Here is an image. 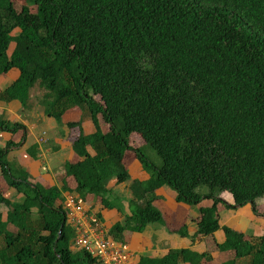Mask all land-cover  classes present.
Masks as SVG:
<instances>
[{
  "label": "trees",
  "instance_id": "16d2710c",
  "mask_svg": "<svg viewBox=\"0 0 264 264\" xmlns=\"http://www.w3.org/2000/svg\"><path fill=\"white\" fill-rule=\"evenodd\" d=\"M12 70L20 76L0 102L26 111L35 91L67 130L73 159L59 187L10 164L20 142L0 147V205L8 209L0 212V264H101L72 248L66 199L122 212L109 183L131 180L129 152L148 179L132 181L129 213L110 240L126 244L162 221L156 202L168 186L177 203L199 207L195 237L223 232L215 252L235 253L225 264H264V234L248 238L222 227L219 215L223 193L238 207L264 197V0H0V76ZM75 108L81 119L64 123ZM21 131L25 140L23 124L0 120V133ZM11 189L18 199L6 196ZM212 259L178 249L137 264Z\"/></svg>",
  "mask_w": 264,
  "mask_h": 264
},
{
  "label": "crops",
  "instance_id": "0c3cea01",
  "mask_svg": "<svg viewBox=\"0 0 264 264\" xmlns=\"http://www.w3.org/2000/svg\"><path fill=\"white\" fill-rule=\"evenodd\" d=\"M19 76L20 73L17 70H12L8 74L0 76V92L17 81ZM36 96L37 93L32 91L30 108L26 111H23L22 105L18 101L0 102V120L21 123L26 127L27 133L25 140H22V131L14 137L9 133H0V147H4L12 139L20 142L19 146H15L10 150L8 155L10 164L29 171L34 182H48L60 187L58 179L64 172L66 162L73 159L71 139L67 130L61 129L54 119L52 121V118L45 114L43 107L35 99ZM81 117L82 112L75 108L64 115L63 121L64 123L76 122ZM31 148H35L33 150L35 158L29 153ZM125 164L131 180L120 186H114L115 181L109 183V187L113 192H117L119 195L122 192L124 193L122 194V212L116 209H103L101 205L96 203H85L78 195L68 196L66 205L70 204L71 198H73L79 202L80 206H85L92 213H101L100 222L108 232L115 223L123 221L124 216L129 213L128 202L124 199L130 198L129 187L132 181L148 179V175L143 171L141 164L133 153H127ZM43 167L46 168V171L43 170ZM57 172H60V174L55 176ZM127 191L128 193L125 195ZM14 195H16V199L20 197L14 189L8 190L6 193L10 200H13ZM223 195L224 193L220 196L221 204L225 203L231 210H224L219 214L221 226L236 229L248 238L262 236L264 234V200L260 201L259 199L254 206L249 204L238 207L234 204L233 199L231 200ZM158 196L163 197L161 190L158 192ZM166 196L169 201L165 205L166 209L163 210L159 206L157 208H160L159 210L163 213L167 212L170 226L166 228L160 224H151L145 232L128 236L126 244L119 243L122 244L124 252L133 264H137L143 256L162 258L169 251L178 249H193L199 253L204 252L213 256L212 261H204L202 264H225L235 258V253L231 251L215 252L217 245L224 241L222 231H218L209 237H195L200 221L198 206L177 203L172 192H169ZM210 203L205 201L203 205L209 206ZM174 207L177 208L175 212ZM0 212L3 214L1 209ZM3 217L5 218L4 214ZM182 229L186 232L185 236L181 234Z\"/></svg>",
  "mask_w": 264,
  "mask_h": 264
},
{
  "label": "built area",
  "instance_id": "2783aa9c",
  "mask_svg": "<svg viewBox=\"0 0 264 264\" xmlns=\"http://www.w3.org/2000/svg\"><path fill=\"white\" fill-rule=\"evenodd\" d=\"M74 201L76 200L71 198L70 204L66 205L69 211L68 224L76 233L72 248L86 250L98 258L101 264H133L122 244L108 238L107 231L97 216L85 206L74 204ZM71 203L74 204V209H71Z\"/></svg>",
  "mask_w": 264,
  "mask_h": 264
},
{
  "label": "rangeland",
  "instance_id": "374dc122",
  "mask_svg": "<svg viewBox=\"0 0 264 264\" xmlns=\"http://www.w3.org/2000/svg\"><path fill=\"white\" fill-rule=\"evenodd\" d=\"M52 121H54L53 119H52ZM132 140L134 141V145H139V144H142L143 142H142V139H141V137L139 136V135H134L133 137H132ZM147 154L149 155V156H151L152 157V159H154V160H156V161H158L159 163H161V160L159 159V157L157 156V154L154 152V151H152V150H150V153L149 152H147ZM62 156V155H61ZM65 156V155H64ZM43 170L44 171H46V168L45 167H43ZM60 174V172H57V173H55V176H58ZM161 192H163V197L162 196H160V199H159V201H157L156 202V207H160L161 209H163V210H165L166 209V204L169 202L168 201V198H167V196L166 195H168V193L169 192H172V193H174V197H175V192H174V190H172L170 187H168V186H165V187H163L162 189H161ZM115 193H117V192H115ZM128 193V191L125 193V195ZM122 194H124L123 192H122ZM122 194H116L117 195V197H116V201H115V203H116V205H118V206H121L122 207V203H123V195ZM224 197H227V198H229V199H233L232 197H231V195L229 194V193H224V195H223ZM14 197V198H13ZM12 197V199L13 200H15L16 199V195H14ZM130 199V198H129ZM129 199H124L126 202H128L129 201ZM263 200H264V197L262 198ZM262 199H260V201L262 200ZM206 201H209V202H211L210 204H209V206L210 205H212V201L211 200H206ZM79 202L78 201H74V204H78ZM204 203V202H203ZM74 204L73 203H71V209H74ZM79 205V204H78ZM234 207H235V205H234ZM159 208V209H160ZM0 209H1V211H3V214H4V216H6V213H7V211H8V209L5 207V206H0ZM177 210V208L176 207H174V212ZM224 210H231V208H229V206L228 205H226L225 203L224 204H221V205H219V214H221V212L222 211H224ZM171 211H172V209H171ZM161 213H162V216H163V218H162V221H159V222H156V223H153V224H160V225H163L164 227H166V228H168L169 226H170V221L168 220V218H167V212H162L161 211ZM242 227H244V226H242ZM184 229V228H183ZM182 229V230H183ZM183 231H185V230H183ZM263 232H264V230H263Z\"/></svg>",
  "mask_w": 264,
  "mask_h": 264
}]
</instances>
